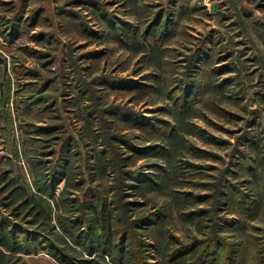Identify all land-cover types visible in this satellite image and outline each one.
Listing matches in <instances>:
<instances>
[{
  "label": "rangeland",
  "instance_id": "374dc122",
  "mask_svg": "<svg viewBox=\"0 0 264 264\" xmlns=\"http://www.w3.org/2000/svg\"><path fill=\"white\" fill-rule=\"evenodd\" d=\"M0 228V264H264V0H0Z\"/></svg>",
  "mask_w": 264,
  "mask_h": 264
},
{
  "label": "trees",
  "instance_id": "16d2710c",
  "mask_svg": "<svg viewBox=\"0 0 264 264\" xmlns=\"http://www.w3.org/2000/svg\"><path fill=\"white\" fill-rule=\"evenodd\" d=\"M120 190H122V189H120ZM90 202V201H89ZM93 210H97V207H93ZM111 210V209H110ZM109 210V211H110ZM92 220V219H91ZM91 222V221H90ZM90 224V223H89ZM3 227V226H2ZM76 228H77V225H76ZM80 228H82V227H79V228H77V232H73L72 233V235H73V239L74 240H76V242H79V240L78 239H76V235L75 234H80V232L81 231H79L80 230ZM0 229H3V228H0ZM3 234H5L4 232H3ZM15 236H16V240H19L20 241V244H21V248L23 247V249L24 250H26V251H29V250H31L32 248H33V245H34V242L33 241H31L29 238H28V236H24V237H18V233H16L15 234ZM20 238H22V239H20ZM43 244H45L43 241L40 243V245H43ZM142 244V243H141ZM141 244H136V247H135V249H139V252H138V254H140L141 255V258H142V260L140 261V263L142 264V263H144V262H147V260L145 259V257H144V251H143V246L141 245ZM92 245V247H90V249H89V251L90 252H93V251H96V250H102L103 252H106V253H110V251H109V248L111 247L110 246V243H109V241L107 240L105 243H104V241H103V243L101 242V241H99V242H96V243H92L91 244ZM139 246H141V247H139ZM119 255H120V257L121 258H123V254H124V252H123V249H121V251H119V253H118ZM115 264H125L122 260H120V259H118L117 261H116V263Z\"/></svg>",
  "mask_w": 264,
  "mask_h": 264
}]
</instances>
